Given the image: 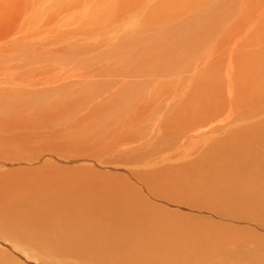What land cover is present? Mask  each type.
<instances>
[{
  "label": "bare ground",
  "instance_id": "1",
  "mask_svg": "<svg viewBox=\"0 0 264 264\" xmlns=\"http://www.w3.org/2000/svg\"><path fill=\"white\" fill-rule=\"evenodd\" d=\"M0 264H264V0H0Z\"/></svg>",
  "mask_w": 264,
  "mask_h": 264
},
{
  "label": "rangeland",
  "instance_id": "2",
  "mask_svg": "<svg viewBox=\"0 0 264 264\" xmlns=\"http://www.w3.org/2000/svg\"><path fill=\"white\" fill-rule=\"evenodd\" d=\"M144 67V66H143ZM148 67H150V66H145V68L147 69ZM152 67V66H151ZM174 67V69H177L178 68V66H173ZM153 69V71L154 70H156V72H154L155 73V75L154 76H152L153 78H155L157 81H158V78L160 77V73L158 72V66L156 67V68H154V67H152ZM161 75H162V73H161ZM146 78H136V79H130L131 80V82L132 81H136L137 82V84L134 86L135 87V89H133V88H129L124 94H122V95H120L118 98H117V100L115 101V103L113 104V108L115 109V108H117V107H120L121 105H127L130 101H132V99H134L135 97H134V95H133V93L132 92H134L135 91V93H137V94H139V93H141V92H144V91H148L149 90V86H147V85H145V83H146V81L147 80H145ZM87 94L88 93H83V101H85L87 98L85 97V96H87ZM53 96V95H52ZM72 96V98L75 100V99H80L78 96L79 95H77V93L76 94H74V95H71ZM134 97V98H133ZM47 98H48V96H46L45 97V99H44V97L43 96H40V98L39 99H35L34 101H33V103L31 102V104H29V105H34V104H36L37 106H39V107H42L43 106V108H46V107H49L50 105H51V103H53V102H55V99H57L56 97H52L51 99H49L48 98V100H47ZM55 98V99H54ZM86 102H87V100H86ZM88 104H89V102H87ZM112 103V102H111ZM87 104V105H88ZM36 105H35V108H36ZM34 108V107H33ZM38 108V107H37ZM75 116L73 115V114H71V115H66L65 117H63V118H61V121H59L61 124L60 125H64V124H66V123H68L69 121H71V120H74L75 118H74Z\"/></svg>",
  "mask_w": 264,
  "mask_h": 264
}]
</instances>
